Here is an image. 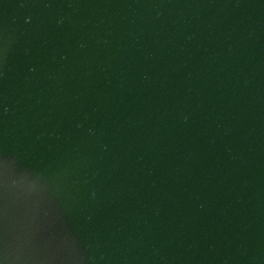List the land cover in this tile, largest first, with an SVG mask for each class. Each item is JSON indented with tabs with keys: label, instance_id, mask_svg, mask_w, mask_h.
Here are the masks:
<instances>
[{
	"label": "water",
	"instance_id": "obj_1",
	"mask_svg": "<svg viewBox=\"0 0 264 264\" xmlns=\"http://www.w3.org/2000/svg\"><path fill=\"white\" fill-rule=\"evenodd\" d=\"M0 264H264V0H0Z\"/></svg>",
	"mask_w": 264,
	"mask_h": 264
}]
</instances>
